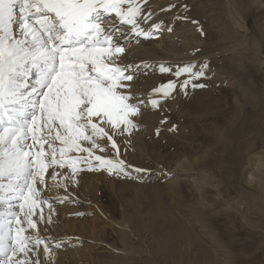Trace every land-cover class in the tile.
Returning <instances> with one entry per match:
<instances>
[{
    "label": "rangeland",
    "instance_id": "rangeland-1",
    "mask_svg": "<svg viewBox=\"0 0 264 264\" xmlns=\"http://www.w3.org/2000/svg\"><path fill=\"white\" fill-rule=\"evenodd\" d=\"M227 3L228 0H176L171 5L178 15L174 28L184 31L189 41L197 32L204 33L201 45L193 40L197 50L186 51L184 56L193 59L209 52L218 53L240 39L242 33L229 16L232 12L246 23L264 54V0H231V10ZM253 52L243 58L246 71L239 70L243 83L250 87L252 99H245L247 89L237 99L224 87L218 88L215 99L219 111L210 120L197 111V103L189 93L179 97V84L167 97L156 93L152 100H157L158 106L153 107V116L140 112L130 116L134 128L121 124L114 129L106 118L92 117L93 123L115 140L119 155L107 137L94 138L106 151L93 149V156L89 157L91 169L87 161L78 163L80 171L76 173L68 166L49 167L40 182L42 188H37L40 196L35 197L37 208L33 209L36 213L33 212L32 219L38 228L34 232L23 223L21 226L27 229L24 234L40 233L49 238L45 241L54 236H78V258L68 263L60 260L58 264H264V68H251L256 64ZM230 58L227 56L224 61ZM209 69L203 67V76ZM227 71L230 78L237 75L235 66ZM170 81L174 80L162 78V85ZM174 102L182 103L190 111L192 124L187 115L175 109ZM246 119L250 121L248 126H244ZM214 128L230 130L226 146L220 145L222 140L212 133ZM240 128L246 129L250 139L245 137L247 144L241 147L239 142L238 148ZM87 134L91 135L90 130ZM80 144L92 147L90 141L82 140ZM56 146L62 145L57 141ZM44 149L49 151L47 146ZM222 154L224 167L219 173L216 167H208V162ZM96 155L123 160L128 174L109 173L106 168L94 170L100 163L94 159ZM67 156L88 157V153L72 151ZM159 188L165 190V202L180 217L185 218L176 207L181 201L199 208L193 220L203 224L207 232L196 233L210 253L204 255L213 256L214 263L196 247L183 245L176 255L172 240L166 246L160 245V237L166 233L153 228V211L162 196ZM55 197L63 199V206L54 203ZM20 219L23 221L24 216ZM92 242L98 243L97 247L92 249ZM54 251L58 249L51 254ZM46 254L43 250L39 264L48 263ZM182 255H188L185 262L179 259Z\"/></svg>",
    "mask_w": 264,
    "mask_h": 264
},
{
    "label": "snow or ice",
    "instance_id": "snow-or-ice-1",
    "mask_svg": "<svg viewBox=\"0 0 264 264\" xmlns=\"http://www.w3.org/2000/svg\"><path fill=\"white\" fill-rule=\"evenodd\" d=\"M141 11L139 0H0V181H7L0 182V256L4 257L0 264H30L26 259L32 250L29 242L43 244L51 254L47 238L26 236L21 226L26 222L27 228H37L32 219L39 195L35 185L43 182L49 167L68 166L76 173L78 163L87 161L91 169L93 149L106 151L94 138L107 137L119 155L115 140L92 117L106 118L114 129L121 124L136 127L129 117L139 115V106L117 92L126 87L120 81L132 76H124L125 68L110 67L101 57L113 54L108 46L113 44L114 33L106 31L105 25V17L112 13L120 23L138 29L137 35H151L137 24ZM123 51L115 46L116 53ZM160 71L170 69L161 66ZM184 72L191 73V67L176 75ZM189 83L185 80L181 87ZM175 87V81H170L153 91L167 97ZM151 104L157 107L158 101ZM82 140L90 141L92 147H82ZM35 145L40 150L33 152L30 149ZM72 151L86 152L88 157H68ZM94 159L100 162L94 170L128 174L123 160L99 155ZM56 177L54 173L52 180ZM12 200L21 202L19 211L12 210ZM21 254L25 259L13 260Z\"/></svg>",
    "mask_w": 264,
    "mask_h": 264
},
{
    "label": "bare ground",
    "instance_id": "bare-ground-1",
    "mask_svg": "<svg viewBox=\"0 0 264 264\" xmlns=\"http://www.w3.org/2000/svg\"><path fill=\"white\" fill-rule=\"evenodd\" d=\"M175 2L176 0H147L145 3V0H139L142 11L136 18L137 24L140 29H143L147 33H151L149 36L137 35L138 29H135L131 24L120 23L119 18L116 17L115 13L105 17V25L107 26L106 31L114 33L113 44L108 46V51L113 54L109 56L106 53L103 57H101V59H103L110 67L118 66L125 68L123 73L124 76H132L131 80L120 81V83L122 85H126V87L117 88V91L130 96L128 103L138 105L140 115L145 116H153L154 109L151 104V100L157 94L156 92L151 91L154 88L160 87L162 85V78L165 77H170L176 84H179L181 88L179 97L182 98V95L185 93H189L191 95L197 103V111L207 120H210L209 118L214 116L219 111L215 99L216 90H218V88L224 87L237 99H240L241 91L247 89L244 93V97L245 99L251 100L252 95L250 93V87L243 83V78L241 77L239 70L246 71L244 68L247 64L243 58H245L250 51H254L253 54L256 59V64L251 65V68L253 70L258 69L260 71L261 68H264V54H262L263 48L257 47V42L254 38H252L246 23L239 19L235 13H230L229 16L231 20L235 24L238 31L242 33L240 39L236 40L232 46L224 49V51H220L218 53L209 52V54H202L201 56H196L193 59L187 58L184 56L185 52L189 50H192V52L197 50L196 44H200L199 41L201 35L204 33L200 31L197 32L193 36L192 41H189L185 37L184 31L177 30V27L174 28L176 26L175 21L178 15L173 13L171 5ZM230 3L231 0H228V7H230ZM124 7L127 8L128 5L126 4ZM155 25H160V27L156 28ZM115 46L123 47V53H116ZM227 56H231L232 58L224 61V58ZM194 64L195 70L191 73L184 72L179 76L176 75L177 72H180L186 67H191L192 69ZM217 64H220V66L215 67L214 65ZM161 66L170 69V71H160ZM204 66L215 69L217 72L215 73L213 70L209 69V72L204 74L205 76L202 75L196 77L193 75L194 73L201 72ZM233 66L236 67L237 75L234 78H230L227 70L229 67L233 68ZM210 76L213 78H210ZM185 80H191V83H189L186 88H182L181 85ZM201 84L204 85V87H193V85ZM173 104L177 111L179 110L184 115L188 116L187 119L192 124L193 119L190 111L184 109L182 103L179 104L178 102H174ZM249 124L250 121L246 119L244 121V126H248ZM212 133L222 140L220 145L226 146L227 143H229L227 137L230 135V130L228 128H214L212 129ZM237 134V145L238 148H240V145L243 147V145L247 144L245 137L249 136L246 134L245 128H240ZM210 140L211 139L207 141L211 143ZM26 143L31 144L32 141L28 140ZM45 146L48 148L47 144H45ZM30 150L33 152L39 151V145L33 146ZM225 153H227V151H225ZM222 158L223 154L220 158L211 162L209 161L208 167L214 166L216 167L217 172L222 173L224 167ZM191 170H194V168L192 167ZM32 171L35 172L36 169L33 168ZM198 174L200 173L198 172ZM203 181L206 185L208 184L205 182L204 177ZM0 182L5 184L7 183L6 180ZM35 187L36 189L38 187L42 188L39 180L37 181ZM158 191L162 196L158 206L153 211V228L156 232L166 233V236L160 237V245L166 246V244H169V241L172 240L174 245L171 246V248L176 255L183 245L196 247L203 255H210V253L203 246L201 236L196 233L197 230L202 233L207 232L205 229L206 227L203 224L194 223L193 217L199 208L181 201L176 205V207L180 211V214L182 213L185 218L182 216L180 217V215L174 213L165 202V190L159 188ZM38 196H40V193ZM38 196H36V198ZM11 203L13 204L12 210L19 211V204L21 202L19 200H12ZM54 203L58 206H63L65 202L61 199V197H55ZM0 210H3V206H0ZM235 211H237L236 208ZM21 216H24L22 212L20 213V218H22ZM205 216L207 217L206 214ZM173 227H176L177 231L181 234L175 231ZM32 230L34 231L35 229H31V231ZM33 235L35 236H32L31 234L33 239L37 236L43 238L46 237L40 233H35ZM27 236H30V233H27ZM54 239H57L58 241L55 242L56 240ZM80 242V238L75 236V234L73 236H69L68 238H66V236L59 238H56L55 236L51 237L50 241H45V243L52 246V250L58 249V251H54V253L50 255L45 250L43 244L34 246L31 242H29L28 247L32 250L29 251L26 259L30 261V264H36L37 261L39 264L38 257L42 256V252L44 250L47 252V264H58L60 260L61 262L65 261L66 263H68V261H75L78 258V255H76V249ZM92 243V249L97 247L98 243ZM208 255L204 256L207 257L210 262H213V256L211 257ZM187 257L188 255H182L179 259L185 262ZM3 259L4 257L0 256V261H3ZM17 259H25V257ZM13 260L15 261L16 257L13 258Z\"/></svg>",
    "mask_w": 264,
    "mask_h": 264
}]
</instances>
